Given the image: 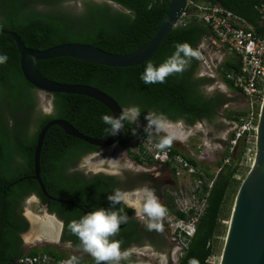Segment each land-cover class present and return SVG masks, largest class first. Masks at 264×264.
<instances>
[{
    "label": "trees",
    "instance_id": "1",
    "mask_svg": "<svg viewBox=\"0 0 264 264\" xmlns=\"http://www.w3.org/2000/svg\"><path fill=\"white\" fill-rule=\"evenodd\" d=\"M203 1L220 4L242 18L259 35L263 34L259 13L261 0ZM168 11L165 0H104L100 3L93 0H0V29L15 32L32 49L47 50L63 44H84L123 55L148 43L164 22ZM211 36V29L203 22L193 16L186 18L172 30L150 61L159 66L174 53L177 43L187 42L193 48H198ZM0 54L8 56L7 62L0 64V191L6 189L4 186L13 184L6 190L9 191L6 194L9 201L3 205L6 209L0 204V258L4 260L0 264H11L8 259L23 256L19 254L14 257L19 241L18 231L28 229V224L19 217V203L32 192H36L44 202L47 201L38 182L26 178L34 174V154L41 129L54 119H64L90 137L105 138L109 136L106 131L109 126L103 123L101 117L112 113L92 98L57 93L50 95L52 113L36 117L35 96L38 90L25 79L20 54L11 36L0 35ZM146 63L133 68H112L72 58H56L39 62L37 70L43 77L57 83L95 87L113 97L124 110L139 107V121H126L125 133L119 145L126 148L139 165H144L140 156L132 153L130 144L133 141L132 129L144 133L147 113H163L170 122H184L192 127L199 121L214 123L221 108L230 101L222 93L206 94L204 89L215 80L198 77L202 69L200 59L191 60L183 73L169 76L163 84L143 83L140 76ZM234 66L230 63L226 65L227 68ZM228 88L240 93L230 83ZM242 114L231 112L225 117L237 121ZM244 145L246 147V142H242L240 154ZM100 150L67 136L59 127H52L45 137L40 160L41 178L47 192L75 201L70 197L73 195L88 204L92 211L99 207H111L107 197L116 188L114 178L102 174L87 178L80 171L67 172L76 169L84 157ZM191 162L197 165L195 160L191 159ZM220 165L219 161L216 166ZM236 174L237 168L229 165L220 173L207 199V207L196 234L178 264H190L192 260L197 264H209L215 254V241L223 228L222 221L227 217V204L235 193L237 196L242 183ZM3 199L0 194V200ZM167 203L165 207H174L173 198L169 195ZM117 207H123L128 215L127 224L121 226L115 237L123 242L122 251L145 244L147 232L130 216L134 211L125 205ZM52 210L65 221L63 240L79 247L80 241L72 234L68 224L72 220H79L85 213L74 206L60 203H53ZM178 215L184 218L180 212ZM148 235L154 240L150 233ZM46 250L42 253L54 257L57 261L54 264H61L67 259L53 249ZM40 252L34 249L28 254L38 255ZM79 261L80 264L93 263ZM130 263L145 264L134 260H130Z\"/></svg>",
    "mask_w": 264,
    "mask_h": 264
},
{
    "label": "built area",
    "instance_id": "2",
    "mask_svg": "<svg viewBox=\"0 0 264 264\" xmlns=\"http://www.w3.org/2000/svg\"><path fill=\"white\" fill-rule=\"evenodd\" d=\"M263 34L259 35L242 18L233 12L203 0H188L185 12L178 23L180 25L186 18L195 17L207 25L212 36L203 41L198 47L203 69V76L216 80L222 89L232 84L244 97L247 111L239 116L234 124L232 135L226 145L224 156L219 160L221 165L214 170L206 171L197 163L191 162L183 153L170 147L160 151L155 147L159 138L137 130L133 135L134 144H130V150L139 155L144 164H159L167 166L173 172L174 183H180L178 194L169 195L173 198L174 207H166L165 217L159 222L165 226L176 244L175 263L178 264L187 252L191 240L196 234L201 216L207 207V199L213 189L220 173L229 165L237 168L236 178L240 180V171L245 167L246 161L253 166L256 155V140L258 122L264 102V6L259 8ZM177 25V26H178ZM230 52L238 57V64L227 68L221 60L214 62L210 55L222 56ZM258 113H256V111ZM252 148H243L239 154L242 142H251ZM202 155V154H199ZM187 188V193L182 189ZM180 193V194H179ZM187 195L188 200L184 201ZM184 215L179 217L178 213ZM56 259L46 253L38 255H23L15 264H52ZM65 264V262H61ZM120 264H132L120 262Z\"/></svg>",
    "mask_w": 264,
    "mask_h": 264
},
{
    "label": "water",
    "instance_id": "3",
    "mask_svg": "<svg viewBox=\"0 0 264 264\" xmlns=\"http://www.w3.org/2000/svg\"><path fill=\"white\" fill-rule=\"evenodd\" d=\"M165 1L169 11L155 36L142 47L123 55H115L95 46L84 44H63L47 50H38L28 48L22 39L11 30L0 29V35H9L13 38L20 54L22 73L27 82L37 90L50 95L62 93L89 97L106 106L111 111L112 116H119L124 109L107 93L88 85H67L51 81L39 73L37 64L50 59L72 58L81 62L112 68L143 66L153 59L161 44L177 27L188 2V0ZM261 2L264 6V0ZM52 127H59L67 136L79 139L96 148L104 149L120 143L125 133L126 121L124 129L118 135H109L105 138L90 137L64 119H54L41 129L34 154L32 179L39 183L46 198L55 200L50 198L47 192L41 178L40 167L44 140ZM56 201L61 204L76 206L70 201L61 199ZM38 225L32 221L31 227L37 229ZM220 264H264V102L258 122L255 160L238 190Z\"/></svg>",
    "mask_w": 264,
    "mask_h": 264
},
{
    "label": "rangeland",
    "instance_id": "4",
    "mask_svg": "<svg viewBox=\"0 0 264 264\" xmlns=\"http://www.w3.org/2000/svg\"><path fill=\"white\" fill-rule=\"evenodd\" d=\"M95 2H103L104 0H93ZM228 59H231L230 56H227ZM203 73V69H201ZM205 90L206 94L210 95L213 93H222L229 98L228 105L221 108L219 116L214 121V123L210 124L206 121H199L194 126L190 127L187 126L184 122H170L171 129L175 131L179 135H184L187 138H190V142L188 145L189 149H183L176 145L177 149H180L182 152L190 155L194 153L197 149L198 143L207 144V147H203L205 151H208V154L211 156H206L202 158L199 163L203 168L208 170H214L217 166V161H219L223 154L225 153L227 141L222 140L223 137H226L228 140L232 135L234 124L236 121L233 119H228L227 114L232 113H244L246 112L247 105L244 97L238 92H232L229 88L222 89L221 85L218 82L211 84L210 86L206 87ZM42 98V103L44 107H49L52 101V97L50 94L47 93H40ZM259 110L256 111L258 113ZM156 137H160V135L153 134ZM135 141L132 142L134 144ZM247 147L252 148V140L251 142H246ZM175 147V142L173 145ZM212 146V150L210 151V147ZM245 148V145H244ZM134 152V151H133ZM132 152V153H133ZM135 154V153H133ZM240 154V150H239ZM191 157V155L189 156ZM248 158L246 157V160ZM245 160V167L242 168L240 174L242 178L240 182H242L246 176V174L251 169V162H247ZM81 168L86 170L90 173H107L113 174L114 172H119V176L124 177L127 172H146L148 174L153 175L155 178L156 183L163 185V193L166 194L164 199L160 196V202L165 206L167 205V196L168 195H176L179 192V187L181 186L180 183H174V176L171 174L170 170L163 165L159 164H144L139 165L133 159V157L129 154L128 150L119 144L111 147V148H104L100 151L87 155L83 158L81 162ZM205 169V170H206ZM206 170V171H208ZM114 175V174H113ZM118 176V175H117ZM134 189L132 192H128L130 194L129 202L136 207H139V197L136 194V190ZM182 189L185 193H187V188L185 185H182ZM157 194V193H156ZM180 194V193H179ZM188 200L187 195L184 196V201ZM236 200V193L234 194L233 198L229 200L227 204V210L225 212L226 216L225 219L222 221L223 228L220 235L217 237L215 241V254L210 259L209 264H220V259L222 256V251L224 248L225 239L228 233V227L234 207V203ZM28 202V203H27ZM26 206L24 208L25 215L28 218L29 222L32 224V221L35 224H39L37 229L32 228L31 226L28 227L26 232L23 234L24 241L27 242V249L33 250L37 249L42 252H46V247L52 246L53 244H60L57 243L59 240V229L60 226L56 218L53 215H50L49 212L45 208H41L38 205V200L32 198L28 200ZM133 209V208H132ZM134 210V209H133ZM57 249L59 252H64L63 254L69 255L68 258L75 255L79 258H88L93 259L89 254L81 252V250L77 248H70V247H63L61 248L58 246ZM130 251V256L126 260H122V262H130V260L140 261L145 264H169L170 260V251L168 250H161L156 249L152 246H143V247H133L128 249ZM28 254V252H27ZM62 254V253H61ZM134 254V256L132 255ZM68 258L65 260L67 261ZM175 263V262H174ZM54 264V263H52ZM96 264V263H95ZM176 264V263H175Z\"/></svg>",
    "mask_w": 264,
    "mask_h": 264
},
{
    "label": "clouds",
    "instance_id": "5",
    "mask_svg": "<svg viewBox=\"0 0 264 264\" xmlns=\"http://www.w3.org/2000/svg\"><path fill=\"white\" fill-rule=\"evenodd\" d=\"M151 7V6H149ZM200 51L193 48L189 43H177L174 53L168 57L159 66L148 61L140 79L144 84H163L167 78L177 73H183L193 59H199ZM8 56L0 54V64L6 63ZM141 111L139 107H131L123 110L121 115H102L103 123L109 127L106 129L109 135H118L124 129L125 121L131 120L133 123L139 121ZM147 123L143 125L144 133L151 137L153 134L160 135L159 142L155 145L160 151H164L173 145V142L179 139L178 134L171 129L167 117L156 112H149L145 116ZM132 134L137 135V130L132 129ZM119 175V172H114ZM139 197V207L129 202L130 194L126 191L116 189L108 197L111 207H99L93 211L84 214L79 220H72L68 228L72 234L76 235L80 241V249L89 254L96 264H120L130 256L129 250L121 248L122 241L115 237L119 234L121 226L127 224L128 215L123 207L117 205H126L133 208L138 219L145 223V226L152 230L159 228V222L165 217L167 209L160 202L156 195V190L147 184L136 190ZM66 246L70 247L71 242ZM65 264H80L79 258L71 256ZM190 264H197L195 260Z\"/></svg>",
    "mask_w": 264,
    "mask_h": 264
},
{
    "label": "flooded vegetation",
    "instance_id": "6",
    "mask_svg": "<svg viewBox=\"0 0 264 264\" xmlns=\"http://www.w3.org/2000/svg\"><path fill=\"white\" fill-rule=\"evenodd\" d=\"M198 77H204L202 71L198 73ZM206 89L207 88H205V90ZM40 93H42V92L38 90L36 92V96H35V100H37V106H36V109H35V112H34L36 117H39L40 115L41 116L50 115L52 113V111H53L52 101H51V104H50V106L48 108H44L43 103H42V98L40 96ZM222 140L227 141V143H228V139L226 137H223ZM81 166L82 165L79 164L76 169H69V170H67V172L68 173H73L74 171H80L87 178L95 177L98 174L105 175L106 177H112V178H114V180L116 182L115 183V186H116L115 190L116 189H120L122 191L132 192V191H134V189L141 188V187H143L144 185L147 184L149 187H152V188H154L156 190V193H157L156 195L157 196H160V197H162L164 199V196L166 195V194H162L163 193V185L156 183L155 178L153 177V175L148 174L146 172H143L142 171V172H137L136 173V172L129 171V172H127V174L124 177H122V176H119V175L117 176V175L107 174V173H90V172H87L86 170L82 169ZM165 167L168 168L167 166H165ZM170 172L173 175L172 170H170ZM33 175H31V177H26V178H32ZM12 185L13 184H9L6 187L4 186V188H6V189L4 191H0V194H2V196L4 198L3 200H5V202H3V200H0V204L2 206L7 203V200L9 201V199L6 197V194H9V191H6V190L8 188H10ZM0 188H1V180H0ZM114 191H112V192H114ZM49 196H50V198H54L55 200H51V199L46 198L44 196L47 199V201L44 202L42 200V198L36 192H32L31 194L27 195V197H25L23 201H21L19 203V206L17 208L18 209V212H19V217L22 220H24L23 222H25L26 224H28V227L31 226V223L29 222L28 218L25 215L24 208H25L26 204L28 203L27 201L30 200V199H32V198H34V199L36 198L38 200V202H37L38 205L41 208L42 207L45 208L49 212L50 215H53L54 218H56L57 221L59 223H61L63 229L65 227V221L64 220H61L57 216V213H55L52 210V204L53 203H59L56 200L61 199V200H66V201L73 202V203H75L76 206H74V205H69V206H74L78 210H82L85 214L88 213L89 211H92V210H90L88 204H85L84 202H81L79 198L74 197L73 195L70 196V197L74 198L75 201L70 200L68 198H65L62 195L61 196H58V194H49ZM63 205H68V204H63ZM3 207L6 209V206H3ZM126 207H128V206H126ZM128 208H130V207H128ZM130 209H132V208H130ZM130 216L133 217L134 219H136L140 223V226L143 229H145V232H147V233H145V237H144L145 240H146V243L145 244H143V245H134V246H132L130 248H133V247H143V246L149 245V246H152V247H154L156 249L168 250L167 252L170 251V254H169L170 255V257H169L170 263L169 264H175L174 262H175L176 244H175L174 240L172 239V237L170 236V234H169L168 230L166 229V227L160 225L159 228H154L152 230H149L145 226V223L136 217L135 211ZM25 232L26 231H18L19 241H18V243L16 245L17 252L14 251V257H16L19 254L26 255L27 252L29 253V252L32 251V250H28L27 249V247H28L27 242L24 241V239L22 237ZM149 233L154 238V240H151L149 238V235H148ZM65 243H67V242H65L63 240V238H61V243L60 244H55V245L53 244L52 246L50 245V246H48L46 248H49V249L55 248V249H53L55 251V250L59 249L58 246H60L61 248L66 247ZM72 246H73V244H72ZM74 248H77V247H74ZM132 256H134V254ZM18 259L11 258V259H8V262L11 263V264H15ZM1 260L4 261L3 259L0 258V261Z\"/></svg>",
    "mask_w": 264,
    "mask_h": 264
},
{
    "label": "crops",
    "instance_id": "7",
    "mask_svg": "<svg viewBox=\"0 0 264 264\" xmlns=\"http://www.w3.org/2000/svg\"><path fill=\"white\" fill-rule=\"evenodd\" d=\"M227 56H230L231 57V59H228L227 58ZM210 58H211V60L212 61H214V62H219V61H221V60H223L225 63H226V65L227 64H234V65H236L237 63H238V57L235 55V54H233V53H230V52H225L222 56H220V55H210ZM178 136H179V139H177V140H175L174 142H175V147L174 146H172V147H174L175 149H177L176 148V145L178 146V147H180V148H183V149H186L187 148V150L189 149V147H188V145H186V144H188L189 142H190V138H187V140H186V137L184 136V135H179L178 134ZM157 138H159L160 139V137H157ZM207 147V144H201V142L200 143H198V146H197V149H198V151L196 150L194 153H191L190 155H191V157H189L190 155H187L186 153H184V152H182L180 149H177L179 152H181V153H183L184 155H186L188 158H190V159H193V160H195L199 165H201L200 163H199V161L202 159V158H204V157H206L207 155L208 156H211L210 154H208V151H205V149H202L203 147ZM210 151L212 150V146L210 147V149H209ZM199 154H202V155H199ZM200 159V160H199ZM219 161H217V163H218ZM203 166V165H202ZM58 224H59V226H60V229H59V240L57 241V243H61V238H62V234H63V227H62V225H61V223H59L58 222ZM67 243H65V245H66ZM66 247H68V246H66ZM74 247H76V246H72V244H71V246H70V248H74ZM53 249H55V248H53ZM77 249H79V250H81L80 249V247H77ZM56 252H58L59 254H61L62 253V255H64V256H66L67 258L69 257V255H67V254H63L64 252H59L58 250H55ZM81 252H83L82 250H81ZM79 258V257H78ZM69 259V258H68ZM79 260H84V261H88V262H93V263H88V264H95L96 262H95V260L94 259H88V258H79Z\"/></svg>",
    "mask_w": 264,
    "mask_h": 264
}]
</instances>
